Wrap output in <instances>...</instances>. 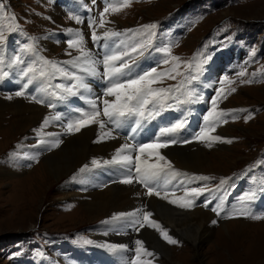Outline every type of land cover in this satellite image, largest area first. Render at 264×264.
I'll return each instance as SVG.
<instances>
[{"label": "rangeland", "instance_id": "obj_1", "mask_svg": "<svg viewBox=\"0 0 264 264\" xmlns=\"http://www.w3.org/2000/svg\"><path fill=\"white\" fill-rule=\"evenodd\" d=\"M10 1L11 8L6 6V0H0V31L6 40V44H0V58L8 62V76H20L31 68L29 73L49 80L55 79L57 84L61 76L58 69H63V64L71 63L74 57L80 55L78 51L69 49L67 42L58 36L61 32L74 38L68 29L84 35L85 47L89 51L90 59L97 62L95 67L98 70L99 57L96 52L100 47L93 51L90 44L93 26L82 23V19L79 21L67 16V13H62L55 4L52 5L51 0ZM82 1L93 10L92 12H96L94 27L97 34H102L105 29L124 33L126 29L136 30L141 29L143 25L156 24V28L151 30L154 33L151 36L147 33L133 35L129 32L115 37V40L120 44L118 50L122 49L121 51L125 50V45L132 46L150 41L144 54L153 51L163 56L161 62L157 61V65L152 66L157 67L158 71L171 67V57L161 51L163 48H170L171 56L180 58L179 71L184 75L176 76L175 79L165 78L156 86L179 88V91L173 92L176 101L187 96L193 99L195 104L201 105L204 99L198 92L199 85H203L202 74L207 71L208 79L217 77V87L225 90L217 97L218 110L247 111L231 112L225 117L226 123H220L214 132H210V135L220 136L225 142L214 141L212 146L208 147V141L193 138L189 144L169 145L160 149L161 154L171 161L174 169L188 174L175 179L167 177L171 179L172 189L183 187L182 191L175 193L178 196H172L171 199L183 196L186 189L206 186L204 194L195 200L194 207L181 208L158 196L147 195L144 189V193L142 190L137 192L142 188L136 182L114 183V186L122 185L131 196H127V202L115 209L116 211L98 213L91 208L93 200L83 199L85 192L83 189L78 191L75 187H78L79 180L87 170L81 172V168L85 165L102 167L109 161L105 156L112 150L110 143L102 148H94L93 133L88 127L72 134L66 128L58 127L54 124L55 120H58L57 116L35 102L33 97L36 96L28 90L24 91L28 94L27 99L15 95L17 91H22L19 89L13 94H0V264H69L63 256L72 264H99L91 263L90 257H76L72 250L82 253L79 248L90 245L98 251H113L108 247L113 244H124L129 249H134L136 240H142L144 247L155 254L153 257H142L152 260L151 264H264V218H224L226 214L241 208H247L254 216L264 217L253 211L255 198L260 196L261 199V193H264V0H131L130 6L120 12L106 14L105 19L109 23H106L105 28L99 27V14L103 11V3H106V0ZM13 16L15 19L11 18ZM8 35L13 39L9 40ZM28 35H32V38ZM121 41L124 44H121ZM26 44L31 45L34 51L27 50ZM20 50L23 54H20ZM232 51L241 52V57L236 61L232 58L231 64L224 63L229 60L227 56ZM26 52L27 57L24 58ZM109 52L112 54V50ZM17 57L19 60L20 57L24 58L23 68L15 65L19 62ZM139 57L141 56H136ZM166 58L170 61L167 65L163 64ZM45 60L55 63L57 67H53L51 63L45 64ZM189 64L192 65L191 69ZM198 64L201 65L199 71L196 69ZM73 65L87 67L83 61ZM75 72L80 75L78 70ZM240 72L245 75L238 76ZM190 75H195L197 79L188 81H193L198 86L186 87L185 77ZM28 78L37 81L34 74H29ZM28 78L25 79L26 83ZM63 78L61 85L70 86L75 83L66 77ZM182 82L183 87H180ZM214 83L215 80L212 85L213 89H216ZM23 85L16 79L8 81V87L12 90L17 87L24 88ZM232 88L236 91L231 92ZM99 89L91 91L90 95L94 97L101 93V86ZM85 91L78 90L75 96L85 100L88 96ZM189 91L198 93L189 96ZM45 94L44 90H41L37 97L46 99ZM103 99L101 93L97 104L102 103ZM206 100L208 103V98ZM176 101L169 100L168 104ZM52 105L56 113L58 106L54 102ZM60 108L64 109L63 106ZM208 110L202 117L200 112L195 114L196 119L199 118L195 123L197 131L199 127L204 126V116ZM72 116L65 117L67 124L78 118ZM233 116L238 118L233 119ZM249 116L251 118L246 119ZM45 117L49 118L52 126L61 128L67 135L60 137L61 146L52 147L58 140L59 133L47 127L49 123L42 127ZM43 138L49 140L41 143ZM75 138L78 139L72 141ZM228 140L232 142L227 143ZM29 148L35 151L27 150ZM198 154H203V157L208 159L203 165L204 172L190 169ZM65 159L72 167L69 165V170L66 169L63 178L54 181L49 163ZM93 160L99 163L93 164ZM66 166L68 168V165ZM192 176H208L212 179L190 180ZM236 176L240 181L233 180ZM221 178L226 180L223 185H220ZM174 183L178 186H174ZM97 188L91 185L84 190L96 192ZM158 190L163 192L166 189ZM250 193H255V198L244 201L243 198ZM208 201H211L208 204L210 207H205L204 204ZM221 201L224 211L217 216L211 209ZM138 209L151 212V219L157 221L178 243L169 244L159 231L147 225L136 232L135 228L139 225H135L133 221L142 219V213L137 217L113 218L120 213H133ZM182 212L188 215L184 226L191 229L190 223L194 222L190 219L198 212L202 220L198 219L197 224L204 225L203 227L209 230L198 251L192 243L177 235L180 225L176 223L178 220L173 215ZM212 219L217 223L213 224ZM62 246L74 248L72 247L71 252L64 253L65 250L60 248ZM114 253L122 264L134 255L133 251Z\"/></svg>", "mask_w": 264, "mask_h": 264}, {"label": "snow or ice", "instance_id": "obj_2", "mask_svg": "<svg viewBox=\"0 0 264 264\" xmlns=\"http://www.w3.org/2000/svg\"><path fill=\"white\" fill-rule=\"evenodd\" d=\"M131 0H106V6L103 11L99 14V27L105 28L106 21L105 16L107 13H118L124 8L130 6ZM15 19V17H11ZM78 19V18H76ZM96 21H90V26H93V31L91 34V38L93 43H98L101 40L107 42L111 41L114 37H119L126 33H133V35L147 33L151 36V30L156 28V24H147L141 26V29H126L124 33L105 29L102 34H97L95 31ZM69 33L73 34L74 38H70L67 41L68 48L74 49L80 53L78 57H74L71 63L76 64L78 61H83L87 67L80 69L83 72H88L92 76L99 75L100 73L97 71L95 65L96 61L90 59L89 51L85 47V38L82 33L79 31L68 29ZM5 40V36L2 31H0V44H3ZM149 42H141L132 46L125 45V50H118L120 45H117L115 49H112L111 55H105L103 57V77L108 81L109 86L104 89L103 96L105 97L102 100L103 108L100 109L96 100H89V104L91 106L92 111H84L80 113L79 118L69 122L67 124V131L69 133L79 132L82 128L87 127L91 124H98L100 129H104L106 127V121L115 125L116 128H120L124 126V124L129 120H134V127L130 128L132 136L129 139H134L135 134L141 129L144 121H150L155 117L159 116L166 107H171L168 104L169 100L175 99L173 92L179 91V88L176 86L165 87H157L156 85L163 82L165 78L167 79H175L176 76L184 75L179 71L180 67V58L176 56H171L170 48L161 49L162 52L166 54V56L171 57V61L173 62L171 67L158 71L157 67H152L148 70H145L140 73L133 74L132 69L135 63L136 56L144 55V51L148 46ZM121 44H124L121 41ZM107 43L105 47H107ZM27 50L34 51V48L31 45L25 46ZM71 55V53H69ZM19 61V57L16 58ZM4 61L0 58V64H3ZM45 64L51 63L53 67H57V65L53 62L44 61ZM169 59H164L163 64H169ZM189 69H191L192 65H188ZM197 71L201 69V65L196 66ZM61 72V75L75 81L70 86L58 85L57 87L61 88L68 95H76L78 90H90L89 84L86 82L85 78L77 75L76 72L69 73L64 69H58ZM32 69L29 68L28 71H25L23 75L25 77L28 76L29 72ZM9 73L0 68V79L7 77ZM43 75V72L41 73ZM238 76H244V72H240L237 74ZM195 80L197 77L195 75H190L185 77V81ZM227 79V78H225ZM180 87H183V83ZM229 83H234V81H228ZM251 82V81H247ZM31 79L28 80L23 87L26 89L29 84H31ZM224 83V81H221ZM231 92H235L236 89H230ZM225 92L224 89L217 90V97L221 96ZM24 91H17L15 93L16 96H23ZM193 93L191 91L188 92V95L191 96ZM111 97L112 99H108ZM11 99V97H8ZM226 98V96H225ZM35 102L44 103L42 99H37L33 97ZM49 107H54V105H49ZM236 111H247L244 109H234L225 111L223 109L218 110V101L217 98L212 99V107L209 109L207 115L204 116V126L201 127L200 131L197 132L194 136L195 139L208 141L207 146L211 147L212 142L214 141H222L220 136H212L210 132H214L216 126L220 123H226V116L230 115L231 112ZM103 116L105 119H100ZM233 119H237L238 117L233 116ZM251 117H247L246 119H250ZM56 119H59L57 116ZM49 118L45 117L43 121V126H46L49 123ZM186 121L178 120L177 122L171 124L168 127L160 128V136H169L179 133L181 130L185 128ZM104 138H112V132L108 131L103 133L98 137L97 142L100 139ZM45 141H41L44 143ZM177 141L175 139L163 140L161 141L159 138L152 143L140 144L138 147L133 144L125 143L122 144L119 148L116 149L115 154L113 155L110 161H106L105 163H114L119 164L125 167L134 166L135 176L128 175L125 176L120 182L125 184H132L134 181L144 185L147 188V195L158 196L161 199L168 200L169 203L176 204L181 208H192L195 206V200L204 194L205 188H190L184 191V195L175 199H171L170 196H175V192H168L164 190H158L160 187L157 182L161 180L162 177L166 178L164 180L163 188L167 189L168 185L171 183V179H175L180 175L188 176L187 173H180L179 170L174 169L171 161L167 160V158L161 154L160 149L167 148L169 144H175ZM188 140H185L184 143H188ZM227 143H231V140L226 141ZM61 143L60 140H56L55 143L52 144V147H58ZM135 151V155H131L129 153ZM155 157L153 161L151 158ZM93 164H98L99 162L96 160L92 161ZM87 165L84 168H81L80 171L84 172L87 169ZM132 169L129 168V171ZM170 177L171 179H167ZM190 180H210L212 177L208 176H192L189 178ZM226 182L224 178H221L220 185H223ZM183 183V182H181ZM156 185V186H154ZM210 191V190H209ZM255 198V193L247 194L243 200L251 201ZM211 201H208L204 204L205 207H208V204ZM217 216H220L224 211L223 203L217 204L215 207L211 209ZM142 213V219H135L133 223L135 225H139L140 228H143L145 225L149 227H154L157 231L160 232L163 239H165L169 244H177L178 241L172 238L167 230L163 229L162 226L155 220H152V213L148 211L137 210L133 213H120L118 216H114V219H120L123 217H137ZM240 216L251 217L252 219H261L264 217L254 216L247 208H241L238 210L232 211L230 214H226L224 218H238ZM213 224L217 223L216 220L212 221ZM139 230V229H137ZM136 247L134 249H129L127 245H109L108 247L113 251L120 252H128L133 251L134 255L129 257L124 261V264H151L150 260L142 259V257H153L155 254L149 251L144 247V242L142 240L135 241Z\"/></svg>", "mask_w": 264, "mask_h": 264}, {"label": "bare ground", "instance_id": "obj_3", "mask_svg": "<svg viewBox=\"0 0 264 264\" xmlns=\"http://www.w3.org/2000/svg\"><path fill=\"white\" fill-rule=\"evenodd\" d=\"M55 13V12H54ZM56 15V14H55ZM47 42V41H46ZM45 42V44H46ZM49 43V42H48ZM48 45V44H47ZM122 50V49H121ZM29 80V79H28ZM86 82L89 84V89L90 90H86L85 91V94L88 95L85 97V100L88 102L89 100H98V98L100 97L101 93H98L96 94V96H91L90 95V92L91 91H95L97 89L100 88V86H93L92 84H90L89 82V79L88 78H85ZM35 81L33 80L32 83H34ZM15 87V86H13ZM100 90V89H99ZM46 95V94H45ZM77 95V94H76ZM39 96V95H38ZM47 96V95H46ZM41 97V95H40ZM105 98V97H104ZM108 99H112L111 97H108ZM22 103V102H21ZM89 103V102H88ZM18 104V103H17ZM2 105V104H1ZM12 105V104H11ZM20 105V104H19ZM23 107V105H22ZM15 108V106H14ZM21 108V107H20ZM18 109V108H17ZM25 109V108H23ZM38 109V108H37ZM14 110V109H13ZM22 110V108H21ZM19 112V111H18ZM32 112V111H31ZM35 112V111H34ZM18 114V113H17ZM37 115V113H36ZM41 115V113H40ZM45 115V114H44ZM24 117V116H23ZM75 118V117H74ZM29 119V117H28ZM31 119V118H30ZM38 120V119H37ZM30 121H33V120H30ZM52 122V121H51ZM55 124V123H54ZM39 125V124H38ZM50 129L52 130H55V133H59V137L58 140H61L60 137L62 136L63 137H67V135L65 134V132L61 129V128H56L55 126H52L49 122L48 126ZM91 132L93 133V147L94 148H102L105 144L107 143H110L109 146L112 147V150L108 151L107 152V155L105 156V158L107 160H111L113 155L115 154V151L118 147H120L122 144H125L126 142L123 140V138L121 137H118L117 135H115L113 133V128H108L107 126V123H106V127L104 129H100L99 125L98 124H91L89 126H87ZM45 128V127H44ZM108 131H111L112 132V138H104V139H100L99 142H97L98 140V137L100 135H102L103 133L105 132H108ZM53 134V133H52ZM83 135V134H82ZM71 138V137H70ZM78 138H75L73 139L72 141H75L77 140ZM84 141V140H83ZM198 142V141H197ZM199 146V145H198ZM200 149V148H198ZM74 150V149H73ZM81 150V149H80ZM58 152V151H57ZM180 152V151H179ZM196 152V151H195ZM134 151L129 153L131 155L134 156ZM205 153V152H204ZM208 153V152H206ZM65 154V153H64ZM47 155V154H46ZM199 156H197L193 162L191 163V166H190V169H193V170H200L201 172L203 170V165H204V162L207 161L208 159L204 156L203 157V154H198ZM208 155V154H207ZM72 156V155H71ZM85 156V155H84ZM203 157V158H202ZM23 159V158H22ZM80 159V158H78ZM153 161L155 160V157H152L151 158ZM68 160L65 159V160H62V161H53V162H50L49 165H50V168L52 170V179L54 181L60 179V178H63L62 176L64 175L65 172H67V170H69V163L67 162ZM86 161V160H85ZM81 163V162H80ZM79 163V164H80ZM68 165V168H66ZM72 165V164H71ZM70 165V166H71ZM102 165V164H101ZM100 166V165H99ZM207 166V165H206ZM17 167V166H16ZM72 167V166H71ZM95 168V166H94ZM67 169V170H66ZM92 169L93 167H87V170L83 173V177L81 178V180H79L78 182V187L83 189V192H85L83 194V199H92L93 202L91 203V208L95 211V212H98V213H104L108 210H114L116 211L115 209H119L120 205H123L127 202V196H131L130 194H128V190L121 187V186H114L112 184H109L107 182H105L104 180L100 179L98 176L94 175V173H92ZM66 170V171H65ZM96 172V171H95ZM71 173V172H69ZM66 175V174H65ZM69 175V174H68ZM74 175V174H73ZM164 179V178H163ZM78 180V179H77ZM75 183V182H74ZM47 184V183H46ZM114 184V183H113ZM118 184V183H117ZM121 184V183H120ZM157 184L160 186L159 188H163V184H164V180H162V182L159 184V182H157ZM91 185H94L97 188V191L96 192H92V191H85L84 189L87 187V186H91ZM72 186V185H71ZM156 186V185H154ZM169 186V189H166L168 190V192H177L178 191H182L183 190V187H176L175 189H172L170 184L168 185ZM173 186V185H172ZM174 186H178L174 183ZM42 187V186H41ZM121 187V188H120ZM190 187V186H189ZM44 189V188H42ZM89 189V188H88ZM135 190V189H134ZM142 190V191H141ZM45 191V190H44ZM136 191V190H135ZM143 192V189H139L137 192ZM78 193V192H77ZM140 194V193H139ZM138 194V195H139ZM175 196L177 197L178 194H175ZM172 197V196H170ZM135 198V197H134ZM140 198V197H139ZM175 198V197H174ZM138 200V199H137ZM139 201V200H138ZM168 202V201H167ZM167 204V203H166ZM130 206V205H129ZM89 208V207H88ZM160 209V208H159ZM84 210V209H83ZM202 212V211H201ZM187 213H181V214H174L173 217H176L178 220L176 223H178L180 226V230L177 231V235L180 237V238H183V239H186V241L192 243V246L195 248V250L198 251V248H200L202 242L206 239V233L208 232L209 233V230L205 229L203 226L204 225H200V224H197V220L201 219L202 220V217L201 215L197 212L195 213V215L192 217V219H190V221L194 222V223H190L191 224V229H189L187 226H184L186 225V222H185V218H188V215H185ZM94 215V214H93ZM104 216V215H103ZM183 216V217H182ZM203 216H208L207 214H203ZM195 217V218H194ZM210 217V216H209ZM205 218V217H204ZM213 220V219H212ZM174 221V220H172ZM210 221V220H209ZM204 224V223H203ZM178 226V225H177ZM182 226L183 229H182ZM244 227V226H243ZM147 230V229H146ZM213 231V230H212ZM225 231L226 233H228L227 231V228L225 227ZM106 232V231H105ZM128 236V235H127ZM228 236L230 237L231 235L228 234ZM122 237V236H121ZM148 237V236H147ZM116 238V237H115ZM153 239V238H152ZM155 247V246H154ZM158 247V246H157ZM162 247V246H161ZM163 249V248H162ZM161 250V248H160ZM170 251V250H169ZM171 257V256H170ZM167 258V256H166ZM172 260V259H171ZM152 261V260H150ZM157 263V262H156ZM158 264V263H157ZM160 264V263H159Z\"/></svg>", "mask_w": 264, "mask_h": 264}]
</instances>
